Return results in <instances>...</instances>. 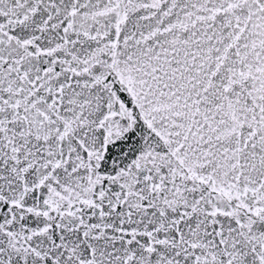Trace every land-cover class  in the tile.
<instances>
[{"label":"snow or ice","instance_id":"6c2138e0","mask_svg":"<svg viewBox=\"0 0 264 264\" xmlns=\"http://www.w3.org/2000/svg\"><path fill=\"white\" fill-rule=\"evenodd\" d=\"M0 264H264V0H0Z\"/></svg>","mask_w":264,"mask_h":264}]
</instances>
